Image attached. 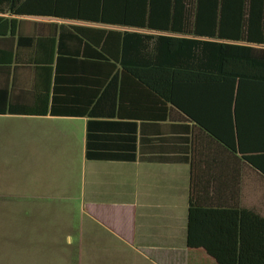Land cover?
Wrapping results in <instances>:
<instances>
[{"label": "crops", "instance_id": "0c3cea01", "mask_svg": "<svg viewBox=\"0 0 264 264\" xmlns=\"http://www.w3.org/2000/svg\"><path fill=\"white\" fill-rule=\"evenodd\" d=\"M19 6L37 12L0 14V166L23 172L0 177L7 260L214 264L203 247L219 253L239 210L264 220V115L253 104L199 106L195 122L142 88L120 104L101 97L119 37L107 60L86 40L136 30L52 14L73 0Z\"/></svg>", "mask_w": 264, "mask_h": 264}, {"label": "trees", "instance_id": "16d2710c", "mask_svg": "<svg viewBox=\"0 0 264 264\" xmlns=\"http://www.w3.org/2000/svg\"><path fill=\"white\" fill-rule=\"evenodd\" d=\"M18 1L0 0V14L37 12L15 7ZM73 1L76 7L52 14L136 30L98 31L99 39H85L107 60L112 35L119 37V57L102 76L101 97L113 92L120 104L122 98H133L142 88L146 95L195 122L199 106L207 112L221 106V111L236 114L238 106L251 103L255 114L264 115V0ZM75 31L79 40L84 39ZM135 59L142 60L143 69L135 68ZM213 136L234 150L233 144ZM236 217V234L222 231L219 253L206 245L204 250L214 264H264V220L245 210H239ZM249 237L254 240L251 247Z\"/></svg>", "mask_w": 264, "mask_h": 264}, {"label": "rangeland", "instance_id": "374dc122", "mask_svg": "<svg viewBox=\"0 0 264 264\" xmlns=\"http://www.w3.org/2000/svg\"><path fill=\"white\" fill-rule=\"evenodd\" d=\"M19 167V168H18ZM6 168V162L0 166V177L3 175H21L23 174L20 166ZM6 201L0 200V264H28L24 263L20 258H14L7 260L6 250V228H7V216H6ZM21 260L20 262H18Z\"/></svg>", "mask_w": 264, "mask_h": 264}]
</instances>
